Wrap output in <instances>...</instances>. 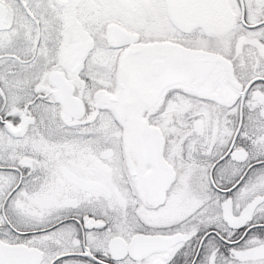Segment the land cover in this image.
Returning <instances> with one entry per match:
<instances>
[{"label":"snow or ice","instance_id":"6c2138e0","mask_svg":"<svg viewBox=\"0 0 264 264\" xmlns=\"http://www.w3.org/2000/svg\"><path fill=\"white\" fill-rule=\"evenodd\" d=\"M0 264H264V0H0Z\"/></svg>","mask_w":264,"mask_h":264}]
</instances>
